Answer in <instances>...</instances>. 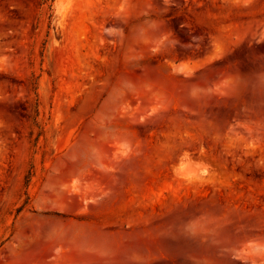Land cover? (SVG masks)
I'll use <instances>...</instances> for the list:
<instances>
[{
    "label": "rangeland",
    "instance_id": "obj_1",
    "mask_svg": "<svg viewBox=\"0 0 264 264\" xmlns=\"http://www.w3.org/2000/svg\"><path fill=\"white\" fill-rule=\"evenodd\" d=\"M0 264H264V0H0Z\"/></svg>",
    "mask_w": 264,
    "mask_h": 264
},
{
    "label": "bare ground",
    "instance_id": "obj_2",
    "mask_svg": "<svg viewBox=\"0 0 264 264\" xmlns=\"http://www.w3.org/2000/svg\"><path fill=\"white\" fill-rule=\"evenodd\" d=\"M179 162H180V161H179ZM195 162H196V161H195ZM182 163H183V162H182ZM184 163H185V162H184ZM179 167H180V166H179ZM179 167H178V168H179ZM176 169H177V168H176ZM177 170H178V169H177ZM177 175H178V174H177ZM191 175H192V174H191ZM180 176H181V175H180ZM194 176H195V175H194ZM205 176H206V175H205ZM205 176H204V177H205ZM177 177H178V176H177ZM189 177H190V176H189ZM191 177H192V176H191ZM180 179H181V178H180ZM203 179H204V178H203ZM181 180H182V179H181ZM181 180H180V181H181ZM192 180H193V179H192ZM201 180H202V179H201ZM188 181H189V180H187V182H188Z\"/></svg>",
    "mask_w": 264,
    "mask_h": 264
}]
</instances>
